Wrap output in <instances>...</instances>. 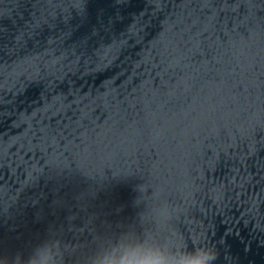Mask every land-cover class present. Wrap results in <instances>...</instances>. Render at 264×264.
Returning <instances> with one entry per match:
<instances>
[{
    "label": "water",
    "instance_id": "95a60500",
    "mask_svg": "<svg viewBox=\"0 0 264 264\" xmlns=\"http://www.w3.org/2000/svg\"><path fill=\"white\" fill-rule=\"evenodd\" d=\"M145 230L264 264V0H0V260Z\"/></svg>",
    "mask_w": 264,
    "mask_h": 264
},
{
    "label": "clouds",
    "instance_id": "9594fccd",
    "mask_svg": "<svg viewBox=\"0 0 264 264\" xmlns=\"http://www.w3.org/2000/svg\"><path fill=\"white\" fill-rule=\"evenodd\" d=\"M170 242V239L148 230L142 236L134 232L124 233L118 240L102 244L83 264H216L218 260L217 252L206 246L191 249L186 246L177 250ZM178 251L180 255L195 254V260H181L177 256ZM75 253L73 249L71 254ZM69 254V247L63 241L50 238L34 247L26 258L17 254L11 264H65V257ZM0 264L7 262L0 260Z\"/></svg>",
    "mask_w": 264,
    "mask_h": 264
}]
</instances>
